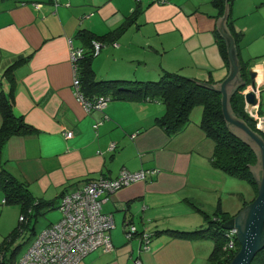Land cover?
<instances>
[{
  "label": "crops",
  "instance_id": "crops-1",
  "mask_svg": "<svg viewBox=\"0 0 264 264\" xmlns=\"http://www.w3.org/2000/svg\"><path fill=\"white\" fill-rule=\"evenodd\" d=\"M226 4L225 24L242 36L239 46L235 42L241 61L249 42L264 37V0ZM223 12L212 0H0V92L8 94L13 85V111L33 128L5 139L0 167L45 200L100 175L113 178L121 168L149 171L103 201L114 221L113 246L90 251L78 264H211V238L165 230L204 227L218 210L232 217L251 199L239 187L242 179L212 165L214 141L199 126L201 106L172 135L155 122L165 111L161 100L116 97L101 110L86 111L74 94L69 42L90 51L80 29L103 35L128 21L111 40L92 39L101 42L91 57L97 78L158 79L168 70L217 83L229 72L215 33L221 35ZM22 56L10 79L6 69ZM254 59L264 113V55ZM3 198L0 189V242L21 215L19 204ZM126 223L136 229L129 237ZM143 233H151L145 248Z\"/></svg>",
  "mask_w": 264,
  "mask_h": 264
},
{
  "label": "trees",
  "instance_id": "trees-1",
  "mask_svg": "<svg viewBox=\"0 0 264 264\" xmlns=\"http://www.w3.org/2000/svg\"><path fill=\"white\" fill-rule=\"evenodd\" d=\"M225 2L226 0H212V3L219 8L220 14L223 12ZM138 10L139 7L135 6L129 18H134ZM229 16L230 13L227 18L228 25H230ZM127 23L128 21L116 30L103 35H95L88 29L78 31L77 35L85 39V45H88L90 49V51H84L83 57L78 60V73L81 88L85 90L84 95L91 98L105 94L113 99L126 97L132 100H142L148 97V99L161 100L165 105V111L163 114L156 116L155 122L170 135L183 128L190 120L193 107L200 105L202 114L199 126L214 141L212 165L231 176L248 181L255 189V197L257 187L249 167L256 162V154L247 143L228 129L221 109V94L219 92L201 83L199 79L168 70H163L158 79H99L96 77L91 64V57L94 55L92 53V39L111 40L115 34L125 28ZM215 33L225 63H228L224 39L218 32ZM233 35L237 46H239L241 33H234ZM22 59L23 56L6 69L10 79H13L12 68ZM241 64V74L246 77L248 66L243 60H241ZM243 89L244 87H240L231 95V107L238 117L244 119L251 128L258 131L253 118L245 110ZM13 104V85H11L8 94L0 92V113L2 115L0 148L9 135L27 130L32 131L33 129L24 121L22 115H18L13 111ZM259 112H263L260 107ZM259 133L264 138V132L259 131ZM0 189L3 191L5 202L7 204H19L20 214L26 216L25 220H18L17 225L0 242V264H16L18 256L15 254L20 244L25 242L32 234H34L31 239L33 240L37 233L34 230V224L29 227L31 216L36 217L40 208L55 207L54 200L33 197L23 181L15 178L2 167H0ZM230 217L231 215L228 212L218 210L215 217H207L204 227L191 231L175 229H166L165 231L180 236L190 235L197 238H211L214 245L208 257L210 263L229 264L239 249L238 240L235 248H225L227 237L221 223ZM250 264H264V247L254 255Z\"/></svg>",
  "mask_w": 264,
  "mask_h": 264
},
{
  "label": "built area",
  "instance_id": "built-area-1",
  "mask_svg": "<svg viewBox=\"0 0 264 264\" xmlns=\"http://www.w3.org/2000/svg\"><path fill=\"white\" fill-rule=\"evenodd\" d=\"M138 1V0H137ZM163 2L165 0H158ZM40 5L39 3L35 4ZM92 53L96 54L101 46L98 40L92 41ZM84 55L81 46H74L69 42V56L73 66L72 85L77 100L86 111L91 108L103 109L110 97L105 94L87 97L82 92L78 73V60ZM245 110L256 121V127L264 131V113L251 108L245 103ZM99 124H94L97 127ZM72 132L67 130L65 136ZM114 143H110L109 148ZM149 171L146 169L129 170L121 168L113 178L98 176L87 180L84 184L71 191L61 194L58 208L60 217L37 232L24 253L16 260V264H78L81 258L90 251L100 247L104 250L112 248L110 231L114 227L111 213L102 210V203L109 194L134 181L145 179ZM5 202V198H3ZM21 214L19 220H25ZM135 226L126 223L125 236L129 237L135 231ZM151 233H143L144 248L150 239ZM227 237L225 248H235L237 237L236 229H225ZM139 263V260L136 261Z\"/></svg>",
  "mask_w": 264,
  "mask_h": 264
},
{
  "label": "water",
  "instance_id": "water-1",
  "mask_svg": "<svg viewBox=\"0 0 264 264\" xmlns=\"http://www.w3.org/2000/svg\"><path fill=\"white\" fill-rule=\"evenodd\" d=\"M229 11L226 4L220 17L218 30L226 43V53L229 62V72L220 82L213 83L201 80L200 82L221 94V109L228 129L242 141L247 143L256 154V162L249 169L256 182V196L246 203L235 215L221 223L224 229H236L239 249L229 264H250L254 255L264 247V138L259 131L238 117L231 107L230 97L240 87L244 102L259 112L261 102L257 94L255 76L256 70L248 68V77L241 74V61L238 58L235 38L227 28L225 22ZM260 113V112H259Z\"/></svg>",
  "mask_w": 264,
  "mask_h": 264
},
{
  "label": "rangeland",
  "instance_id": "rangeland-1",
  "mask_svg": "<svg viewBox=\"0 0 264 264\" xmlns=\"http://www.w3.org/2000/svg\"><path fill=\"white\" fill-rule=\"evenodd\" d=\"M248 1H250V0H248ZM261 13L264 17V10ZM254 16L259 17V15L257 13H254L253 17ZM254 31H256V29ZM239 44H241V42H239ZM261 53H263V55H264V37L257 36V37H254L249 42L247 49H243V57L245 59H242V60L244 61V63L249 68V67H251V64L254 63V61H255L254 58L257 57V59H258L259 57L263 56V55H260ZM240 57H241V55H240ZM252 57H254V58H252ZM199 106L200 105L193 107L190 115H193L197 108L199 110ZM233 178H234V176H233ZM238 184H239L240 188H247L248 189V191H249L248 192V198H247L248 200H250L254 197L255 189L253 188V186L248 181L242 179L241 181H238ZM60 198H61V194L58 198H54L55 207L49 206L48 208H40V211L36 217L31 216L29 227H31V225L34 224V230L36 232H39L44 227H46L51 221L57 220L60 217V210L58 208ZM17 207L19 209L18 212L21 213L20 205H17ZM17 220H18V218H17ZM33 235L34 234H32L25 242L20 244V246L17 249V253L15 255L20 257L24 253V251L26 250V248L28 247V245L32 241L31 239H32Z\"/></svg>",
  "mask_w": 264,
  "mask_h": 264
},
{
  "label": "flooded vegetation",
  "instance_id": "flooded-vegetation-1",
  "mask_svg": "<svg viewBox=\"0 0 264 264\" xmlns=\"http://www.w3.org/2000/svg\"><path fill=\"white\" fill-rule=\"evenodd\" d=\"M246 77H248V75L246 76ZM261 114H263V113H261ZM253 121H254V124H255V127H256V121L253 119ZM257 128V127H256Z\"/></svg>",
  "mask_w": 264,
  "mask_h": 264
},
{
  "label": "clouds",
  "instance_id": "clouds-1",
  "mask_svg": "<svg viewBox=\"0 0 264 264\" xmlns=\"http://www.w3.org/2000/svg\"><path fill=\"white\" fill-rule=\"evenodd\" d=\"M54 222V221H53Z\"/></svg>",
  "mask_w": 264,
  "mask_h": 264
}]
</instances>
